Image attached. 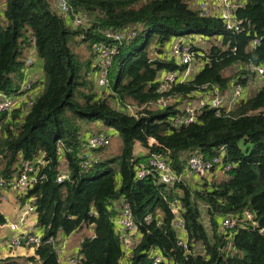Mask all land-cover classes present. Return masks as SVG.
Masks as SVG:
<instances>
[{
    "label": "trees",
    "instance_id": "obj_1",
    "mask_svg": "<svg viewBox=\"0 0 264 264\" xmlns=\"http://www.w3.org/2000/svg\"><path fill=\"white\" fill-rule=\"evenodd\" d=\"M190 1L66 0L70 15L86 12L91 18L75 25L57 0H5L0 89L16 91V70L31 44L42 60L44 78L30 105L0 114V176L11 179L22 160H38L39 177L26 195L33 197L44 238L93 226V235L81 238L74 264H120L124 251L113 217L124 201L137 224L126 255L131 264H154L148 256L152 246L165 257L155 264H264V72L250 70L252 63L264 66V0H240L235 8L234 16L248 31L226 28L220 18L202 15ZM108 28H134L136 34L117 44L106 90L97 85V58L87 42L102 39ZM192 35L207 43L192 47L197 61L204 63L185 80L159 91L152 82L161 71L185 68L161 55L165 43ZM153 37L155 44L148 48ZM253 37L258 43L251 46ZM252 79L263 82L230 109L202 107L195 121L173 123L175 114L184 112L183 100L196 98L203 85L224 91L231 83L245 87ZM115 95L137 106L135 113L116 103ZM161 98H167L163 106ZM96 121L114 128L121 145L108 155L102 154L107 144L93 149L92 163L83 169L82 145L97 131L92 128ZM150 137L155 142L149 143ZM221 147L223 161L231 164L226 171L187 174L174 183L155 174L136 177V166L151 154L164 156L173 170L182 171L190 154L210 158ZM62 157L71 177L58 182ZM172 196L180 199L188 244H199L200 253H184L176 244L168 207ZM246 209L252 216L242 219ZM226 215L236 218L230 230L220 225ZM35 258L41 264H60L49 243L35 247L29 259ZM7 260L0 264H9Z\"/></svg>",
    "mask_w": 264,
    "mask_h": 264
},
{
    "label": "built area",
    "instance_id": "obj_2",
    "mask_svg": "<svg viewBox=\"0 0 264 264\" xmlns=\"http://www.w3.org/2000/svg\"><path fill=\"white\" fill-rule=\"evenodd\" d=\"M58 7L64 13L70 23L75 25H83L91 18L86 12H79L73 15L69 14L70 8L66 0H57ZM190 6L200 11L202 15L214 14L216 17L224 23L228 29H234L236 31L245 30V25L241 18L234 16V10L236 7L242 5L240 0H191ZM136 34L134 28L126 29H111L108 28L103 31L104 37L102 39H92L90 41V47L96 54L97 58V85L99 88L109 89L108 75L112 66L113 56L116 53L117 44L123 39L132 37ZM193 36V37H192ZM188 37H181L169 40L170 46L168 50H164L163 57L174 58L177 63L185 64V68L181 71L175 70H163L159 73L157 81V87L159 91L167 89L173 82L177 80H185L192 71V64H197L199 67L203 62L197 61L195 51L192 49L193 44L197 45L195 41V35ZM258 43V38L253 37L250 45L254 46ZM35 52L34 45L31 44L27 48L22 64L19 66L18 88L16 91H5L0 89V114L10 113L14 108L28 106L32 103L37 94L29 92L35 87L41 86L40 82L32 81V77L29 76V69L34 63L33 54ZM250 70L254 71L256 75H261L264 72V66L260 64H251ZM20 80V81H19ZM247 96L245 87L240 83H231L229 88L221 91L215 85H203L202 89L197 92V97L194 104H187L182 106L184 112L181 114H175L173 117V123L179 126L183 123L195 121L198 117V110L202 107L212 108H226L230 109L241 98ZM115 101L126 109L128 112L134 114L137 106L128 102L121 101L116 95ZM167 98H161L160 105H165ZM107 130V131H106ZM106 130H97L86 136V140L82 145L81 153V167L83 169L89 167L93 159V149H96L102 145L108 144L110 141L111 133ZM155 142L153 137H150L149 143ZM225 149L221 147L219 151L210 158H205L200 154L193 153L186 157L185 165L182 171L173 170L167 159L159 154H151L147 156L144 162H140L135 169L136 177L142 178L147 174H155L164 183H174L187 174H199L203 175L209 172L211 169H219L226 171L231 167L229 162L223 161ZM38 160L32 161L25 159L21 161L19 172L11 179L5 180L0 176V201L6 200L8 196V189L11 188L19 197V209L21 216L17 220H9L4 217L3 225H6L10 230V234L7 238V244L10 246H38L40 244L49 243L53 246L55 253L58 255L60 264H74L78 262L80 255L73 254L67 255L65 252L66 238L58 239L53 235H49L44 238V230L38 226L37 230L25 229L24 223L30 215L36 214L35 205L33 204V197L26 195L27 190L31 188L38 179ZM71 169L66 172H59L56 176V181L60 182L64 179H70ZM168 207L171 213V224L177 231L176 244L180 246L184 253L197 254L200 253L199 244H192L191 247L187 241V233L185 228V222L182 215V206L179 197L172 196L168 200ZM89 214H95V211L90 210ZM252 214L247 209L242 213V219L251 218ZM148 214L146 218H149ZM235 216L226 215L221 221V228L224 230H230L235 226ZM0 225H2L0 223ZM113 226L116 232L120 235L121 245L124 251V256L120 260V264H131L127 259V253L129 246L133 240V236L137 230V224L133 218L132 209L129 202L124 201L117 210V213L113 217ZM148 256L155 264L165 259L163 252L158 246H152L148 250Z\"/></svg>",
    "mask_w": 264,
    "mask_h": 264
},
{
    "label": "crops",
    "instance_id": "obj_3",
    "mask_svg": "<svg viewBox=\"0 0 264 264\" xmlns=\"http://www.w3.org/2000/svg\"><path fill=\"white\" fill-rule=\"evenodd\" d=\"M4 4H5V0H0V13H2ZM203 43H206V41L204 39H200V44L203 45ZM164 50H165V46H164ZM161 55L163 56V53H161ZM33 59H34V63L29 69V76L33 78L32 81L40 82L44 78L43 70H42V60L41 58H38L35 52L33 54ZM38 59H40V65L36 63ZM16 71L17 72L15 77L16 76L19 77V70L17 69ZM38 87L39 88L34 87L29 92V94L30 93L37 94L41 86L38 85ZM249 94L250 93L248 92L247 95ZM195 100L196 98L190 100H184L182 106H186L189 103L194 104ZM92 128L94 130L108 129V127L105 128L100 121L94 122L92 124ZM108 131L111 132V135H113L114 132L117 133V131L112 127L108 129ZM67 170H69V165L67 161L64 160L63 162H60V172H66ZM18 201H19V197L11 188H9L7 199L0 201V212L4 215L5 218H8L9 220H17L21 216V211L19 209ZM36 215L37 214L30 215L29 218L26 219L23 225L25 229H31V230L38 229V225L36 223ZM1 224L2 225H0V259L8 257L7 261L9 264H41L37 258H35L36 259L35 262L29 259L30 256L35 255V246L23 245V246L15 247L8 245L7 238L10 234V230L7 228L6 225H3V223ZM84 226L88 227L86 236H92L93 226L91 224L88 225L83 224L76 230L70 232L69 234H61L57 236L58 239L66 238L65 252L67 255H73L78 253L80 247V241L82 237L78 236L72 242H69V240L71 239L70 238L71 235H73L74 233L81 232Z\"/></svg>",
    "mask_w": 264,
    "mask_h": 264
},
{
    "label": "rangeland",
    "instance_id": "obj_4",
    "mask_svg": "<svg viewBox=\"0 0 264 264\" xmlns=\"http://www.w3.org/2000/svg\"><path fill=\"white\" fill-rule=\"evenodd\" d=\"M193 37V36H192ZM156 38V37H155ZM155 38L153 37V38H151L150 39V41H149V44H148V48H151L154 44H155ZM173 39H176V37H172L171 39H170V41H172ZM195 41H197V42H200V39L198 38V37H196V39H194ZM142 42V39H140V43ZM204 42V41H203ZM88 43H90L89 41L87 42V45H88ZM207 43H203V45H206ZM169 46H170V42L169 41H167L166 43H165V49H166V51L168 50V48H169ZM82 47V46H81ZM164 49V48H163ZM164 51V50H163ZM151 55L153 56V55H155V53L154 52H151ZM39 58V57H38ZM37 64H39L40 65V59H38V61L36 62ZM196 66H198L197 64H192V71H191V74L194 72V68L196 67ZM112 71V72H111ZM110 71V73L111 74H113V70H111ZM263 81L262 80H257V79H252L251 81H249V83L247 84V86H245V90H246V93H251V92H253L261 83H262ZM184 101V100H183ZM182 102V101H181ZM181 107H182V104H181ZM105 128H107L106 126H105ZM108 129H110V127H108ZM111 133V132H110ZM108 145V148L104 151V152H102V154L103 155H108V154H112V153H114V152H116V151H118L119 150V148H120V145H121V139H120V137H119V135H118V133H113V135H111L110 136V141H109V143L107 144ZM141 148V146L140 145H137V147H136V150H139ZM65 159L62 157L61 159H60V162H63ZM201 221L206 225L207 223H208V220H207V217H206V214L203 212L202 214H201ZM87 231H88V227L87 226H84L83 227V230L81 231V232H79V233H74L73 235H71L70 236V240H69V242H72V241H74V239H76L78 236H81V237H83L84 235H86V233H87Z\"/></svg>",
    "mask_w": 264,
    "mask_h": 264
},
{
    "label": "water",
    "instance_id": "obj_5",
    "mask_svg": "<svg viewBox=\"0 0 264 264\" xmlns=\"http://www.w3.org/2000/svg\"><path fill=\"white\" fill-rule=\"evenodd\" d=\"M150 61H151V62H156V61H158V59H157V58H151ZM152 85L157 86V81H156V80L153 81V82H152ZM115 195L117 196L118 193H116ZM263 233H264V232H263Z\"/></svg>",
    "mask_w": 264,
    "mask_h": 264
}]
</instances>
